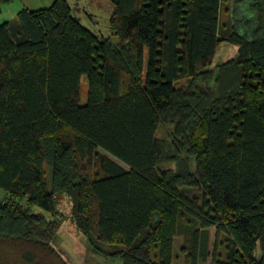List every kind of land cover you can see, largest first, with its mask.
<instances>
[{
  "label": "trees",
  "instance_id": "obj_1",
  "mask_svg": "<svg viewBox=\"0 0 264 264\" xmlns=\"http://www.w3.org/2000/svg\"><path fill=\"white\" fill-rule=\"evenodd\" d=\"M109 1L114 41L66 0L0 24V264H70L60 196L121 264H264V0Z\"/></svg>",
  "mask_w": 264,
  "mask_h": 264
},
{
  "label": "rangeland",
  "instance_id": "obj_2",
  "mask_svg": "<svg viewBox=\"0 0 264 264\" xmlns=\"http://www.w3.org/2000/svg\"><path fill=\"white\" fill-rule=\"evenodd\" d=\"M72 10L73 16L87 29L94 33L98 38H110L115 40V36L111 34L109 29V18L112 12V4L109 0H66ZM53 0H10L0 5V24L6 20H11L16 17L17 12L27 7L29 9H39L49 6ZM237 46L229 42H221L214 54L210 68H215L217 65L231 59L235 56ZM179 83L184 84V80L180 79ZM80 104L86 102V81L85 76L81 77L80 85ZM168 127V126H167ZM166 125H160L157 129L156 135L160 138L167 136ZM46 174L50 170L45 167ZM193 194H198L197 191L191 190ZM6 193L0 188V199H4ZM59 208L64 215L60 228L53 239V247L62 255V257L70 264H121V260L115 258L110 260L106 257L96 254L91 248L86 237L79 234L74 221L69 216V202L65 196L59 197ZM213 228L211 229L212 241ZM180 238H175L173 251L174 255L179 253ZM178 251V252H177ZM182 257L173 258V264H181ZM206 264H211L206 263ZM216 264V263H212Z\"/></svg>",
  "mask_w": 264,
  "mask_h": 264
},
{
  "label": "crops",
  "instance_id": "obj_3",
  "mask_svg": "<svg viewBox=\"0 0 264 264\" xmlns=\"http://www.w3.org/2000/svg\"><path fill=\"white\" fill-rule=\"evenodd\" d=\"M209 262L212 264V262H211L210 260H208V262H207V263H209Z\"/></svg>",
  "mask_w": 264,
  "mask_h": 264
}]
</instances>
